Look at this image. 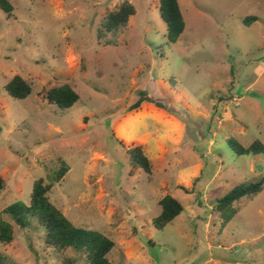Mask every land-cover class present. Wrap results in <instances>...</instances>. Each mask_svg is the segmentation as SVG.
Instances as JSON below:
<instances>
[{"label": "rangeland", "instance_id": "374dc122", "mask_svg": "<svg viewBox=\"0 0 264 264\" xmlns=\"http://www.w3.org/2000/svg\"><path fill=\"white\" fill-rule=\"evenodd\" d=\"M8 1L11 15L0 8V175L8 184L0 215L28 206L44 179L76 227L116 243L113 264H264V191L216 209L264 177V156L238 157L228 144L264 143V0H179L186 30L176 43L159 0ZM125 1L137 14L106 34L107 15ZM16 76L33 87L25 100L5 90ZM64 85L80 95L68 110L45 99ZM131 145L145 148L151 175L133 167ZM167 195L184 211L162 231L154 220ZM6 219L14 239L0 243V264H87L73 248H49L37 220L21 229Z\"/></svg>", "mask_w": 264, "mask_h": 264}, {"label": "trees", "instance_id": "16d2710c", "mask_svg": "<svg viewBox=\"0 0 264 264\" xmlns=\"http://www.w3.org/2000/svg\"><path fill=\"white\" fill-rule=\"evenodd\" d=\"M162 20L168 26L169 40L176 43L185 33L186 22L180 6L179 0H159ZM0 8L8 15L13 13V6L8 0H0ZM137 14V8L129 1L122 3L116 10L110 12L104 22L103 28L106 34H115L127 27L130 19ZM256 18L246 20V23L256 22ZM10 97L16 100H25L33 94L32 85L21 76L14 77L5 87ZM45 99L51 105H56L62 110H68L80 101V95L69 85L55 87L47 91ZM123 145V142H121ZM230 148L238 157L242 156H264V143L255 141L250 146H245L238 140L231 138L228 140ZM127 153L131 157L132 165L135 169L143 170L147 174L153 173V164L145 152V148L140 145H131L127 148ZM68 166L63 164L57 175V182H61L68 172ZM200 178L197 179L199 181ZM8 187L6 180L0 175V193ZM53 185L47 184L44 179L35 181L28 206L14 204L8 207L0 215V243H11L14 239L12 223L21 229H26L30 225V220H37L38 224L45 229V244L57 251H66L70 248L84 253L87 256V264H113L110 260L111 253L116 248V243L107 236L76 227L65 214L56 207L51 199L50 192ZM189 193L184 187H181ZM264 191V177L249 185L237 187L224 199L218 202L216 209L225 212L226 208L243 198H252ZM162 207L161 214L155 218L154 226L158 230L164 231L172 224L184 211L183 205L171 195L165 196L159 203ZM233 210L231 219L237 215ZM225 215V214H224ZM226 218L228 223L230 219Z\"/></svg>", "mask_w": 264, "mask_h": 264}]
</instances>
